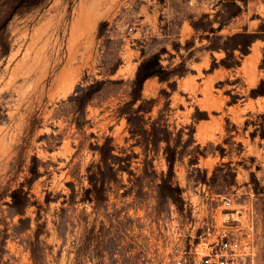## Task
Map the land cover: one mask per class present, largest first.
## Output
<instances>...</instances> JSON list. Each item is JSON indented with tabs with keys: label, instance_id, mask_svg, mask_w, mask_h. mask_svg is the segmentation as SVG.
Instances as JSON below:
<instances>
[{
	"label": "rangeland",
	"instance_id": "obj_1",
	"mask_svg": "<svg viewBox=\"0 0 264 264\" xmlns=\"http://www.w3.org/2000/svg\"><path fill=\"white\" fill-rule=\"evenodd\" d=\"M210 223L264 264V0H0V264H175Z\"/></svg>",
	"mask_w": 264,
	"mask_h": 264
},
{
	"label": "built area",
	"instance_id": "obj_2",
	"mask_svg": "<svg viewBox=\"0 0 264 264\" xmlns=\"http://www.w3.org/2000/svg\"><path fill=\"white\" fill-rule=\"evenodd\" d=\"M223 202L228 207L230 200L225 198ZM214 230L213 224H207L205 234L194 245L193 251L188 249L186 255L178 258L175 264H244L234 245L231 231L227 227Z\"/></svg>",
	"mask_w": 264,
	"mask_h": 264
}]
</instances>
